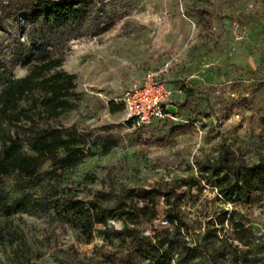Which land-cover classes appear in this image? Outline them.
<instances>
[{
	"label": "rangeland",
	"instance_id": "1",
	"mask_svg": "<svg viewBox=\"0 0 264 264\" xmlns=\"http://www.w3.org/2000/svg\"><path fill=\"white\" fill-rule=\"evenodd\" d=\"M104 1L114 11L110 21L95 35L70 40L62 53L80 98L49 123L114 125L121 144L57 172L31 193L42 198L56 188L87 199L109 192V205L121 195L148 198L156 216L109 218L110 232L129 227L133 237L107 241L97 225L88 242L60 225L51 209L0 216V264H264V188L239 182L224 198L235 168L264 161V0ZM5 23L0 60L20 77L27 67L11 61L18 24ZM148 70L187 81L192 91L176 104V120L134 128L123 109L110 112L108 103L121 104L127 84ZM224 157L233 170L219 169ZM7 185L13 199L19 191ZM171 210L188 230L169 220ZM148 244L155 248L145 253Z\"/></svg>",
	"mask_w": 264,
	"mask_h": 264
},
{
	"label": "trees",
	"instance_id": "2",
	"mask_svg": "<svg viewBox=\"0 0 264 264\" xmlns=\"http://www.w3.org/2000/svg\"><path fill=\"white\" fill-rule=\"evenodd\" d=\"M107 3L104 0H0V29H5L6 19L12 18L20 32V37L14 36L12 64L27 67V73L17 77L0 60V216L21 210L51 209L57 222L77 231L84 242L90 240L97 225L103 226L101 234L107 241L112 236L123 241L133 237L134 229L129 227L110 232L109 218L117 216L127 222L138 216H156L155 203L148 198L121 195L109 205L112 195L109 192L100 191L87 199L56 188L42 198L31 193V189L57 172L62 174L85 158L107 155L121 144V133L114 125L79 129L75 125L49 123L71 111L80 98L75 74L62 67L63 50L70 40L84 34L95 35L101 30L100 25L110 21L114 11L107 10ZM189 91L192 89L186 91L183 102L188 99ZM108 107L110 112H115L123 109V104L109 102ZM233 168L225 157L219 164L221 170ZM233 174L235 183L224 193L225 200L232 198L239 182L248 190L264 188V161L235 168ZM7 181L19 191L13 199ZM168 217L178 228H190L178 212L171 210ZM161 232L154 230L156 236ZM148 246L145 253L155 248L152 244Z\"/></svg>",
	"mask_w": 264,
	"mask_h": 264
},
{
	"label": "built area",
	"instance_id": "3",
	"mask_svg": "<svg viewBox=\"0 0 264 264\" xmlns=\"http://www.w3.org/2000/svg\"><path fill=\"white\" fill-rule=\"evenodd\" d=\"M165 64L167 67L168 62ZM160 72L161 70L146 71L141 79L128 83L122 92L120 102L123 104L125 121H130V126L141 127L155 119H177L176 104L183 102L186 91L192 86L187 81L173 82L163 79ZM228 96L235 99L236 93L230 91ZM195 129L201 133L197 126Z\"/></svg>",
	"mask_w": 264,
	"mask_h": 264
}]
</instances>
